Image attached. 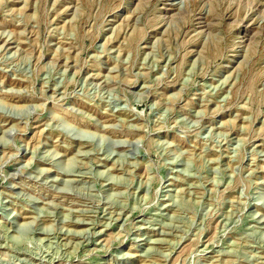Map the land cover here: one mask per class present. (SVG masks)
<instances>
[{
  "label": "rangeland",
  "instance_id": "rangeland-1",
  "mask_svg": "<svg viewBox=\"0 0 264 264\" xmlns=\"http://www.w3.org/2000/svg\"><path fill=\"white\" fill-rule=\"evenodd\" d=\"M0 264H264V0H0Z\"/></svg>",
  "mask_w": 264,
  "mask_h": 264
}]
</instances>
